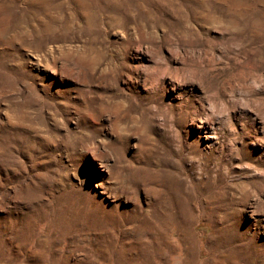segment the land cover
Segmentation results:
<instances>
[{
	"label": "rangeland",
	"instance_id": "374dc122",
	"mask_svg": "<svg viewBox=\"0 0 264 264\" xmlns=\"http://www.w3.org/2000/svg\"><path fill=\"white\" fill-rule=\"evenodd\" d=\"M0 264H264V0H0Z\"/></svg>",
	"mask_w": 264,
	"mask_h": 264
}]
</instances>
